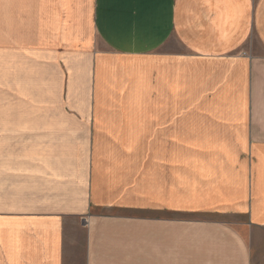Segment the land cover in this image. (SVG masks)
Wrapping results in <instances>:
<instances>
[{"label": "crops", "instance_id": "crops-1", "mask_svg": "<svg viewBox=\"0 0 264 264\" xmlns=\"http://www.w3.org/2000/svg\"><path fill=\"white\" fill-rule=\"evenodd\" d=\"M0 264H264V0H0Z\"/></svg>", "mask_w": 264, "mask_h": 264}]
</instances>
